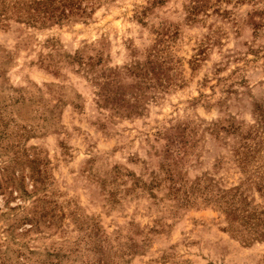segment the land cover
<instances>
[{"label":"rangeland","instance_id":"obj_1","mask_svg":"<svg viewBox=\"0 0 264 264\" xmlns=\"http://www.w3.org/2000/svg\"><path fill=\"white\" fill-rule=\"evenodd\" d=\"M0 264H264V0H0Z\"/></svg>","mask_w":264,"mask_h":264},{"label":"trees","instance_id":"obj_2","mask_svg":"<svg viewBox=\"0 0 264 264\" xmlns=\"http://www.w3.org/2000/svg\"><path fill=\"white\" fill-rule=\"evenodd\" d=\"M71 5H72V4H71V3H69V1H68V2H67V4H66V5H64V7H66V6H67V7H71ZM64 12H65V11H63V14H64ZM68 13H71V11H68Z\"/></svg>","mask_w":264,"mask_h":264}]
</instances>
